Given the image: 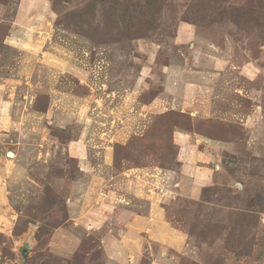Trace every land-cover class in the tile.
<instances>
[{
	"label": "rangeland",
	"instance_id": "1",
	"mask_svg": "<svg viewBox=\"0 0 264 264\" xmlns=\"http://www.w3.org/2000/svg\"><path fill=\"white\" fill-rule=\"evenodd\" d=\"M117 2L0 0V264H264V0Z\"/></svg>",
	"mask_w": 264,
	"mask_h": 264
},
{
	"label": "crops",
	"instance_id": "2",
	"mask_svg": "<svg viewBox=\"0 0 264 264\" xmlns=\"http://www.w3.org/2000/svg\"><path fill=\"white\" fill-rule=\"evenodd\" d=\"M1 171L2 170H0V173H1L0 174V180L3 179L1 175L4 174V172L2 173ZM203 173H204V171H203ZM2 196H3V189L0 186V197H2ZM160 213H162V210L160 211ZM157 221L160 223H158V228L155 229V230H157L155 233H158V234L160 233V239L159 238H153V240H156L157 242H159V244H161L164 249L169 248L173 251L177 250V245L182 244L181 240H184L182 234H180L177 230L173 229L171 227V225L169 223H167L166 221H162L161 218H159ZM141 222L143 224V228L140 225L138 226V228H136L135 227L136 225L134 224V222L128 223L125 226V230H126L125 236H123V238L120 242L121 243L123 242L127 249H128V245H130L128 243V240H129L128 236L135 238V236H139V234L142 232V229H143V232L145 234L148 231V234H149L148 238L151 239L152 237H155L154 235L151 234L154 232L152 229V224L147 225L145 223V221H141ZM0 230H2V229H0ZM175 233H179L180 237L176 236ZM162 236L164 237V240H162ZM178 237H179V239H178ZM144 240H142V241L140 239H139V241L136 240V241H134L135 244H132L131 246L136 247L138 249L142 244L149 242V241H146V239H144ZM132 251H134V250H132Z\"/></svg>",
	"mask_w": 264,
	"mask_h": 264
},
{
	"label": "trees",
	"instance_id": "3",
	"mask_svg": "<svg viewBox=\"0 0 264 264\" xmlns=\"http://www.w3.org/2000/svg\"><path fill=\"white\" fill-rule=\"evenodd\" d=\"M111 1H114V2L118 3L117 0H104V3H111Z\"/></svg>",
	"mask_w": 264,
	"mask_h": 264
},
{
	"label": "bare ground",
	"instance_id": "4",
	"mask_svg": "<svg viewBox=\"0 0 264 264\" xmlns=\"http://www.w3.org/2000/svg\"><path fill=\"white\" fill-rule=\"evenodd\" d=\"M11 156V157H10ZM10 156H8L9 158H13L14 157V155L12 154V153H10Z\"/></svg>",
	"mask_w": 264,
	"mask_h": 264
},
{
	"label": "water",
	"instance_id": "5",
	"mask_svg": "<svg viewBox=\"0 0 264 264\" xmlns=\"http://www.w3.org/2000/svg\"><path fill=\"white\" fill-rule=\"evenodd\" d=\"M7 156H10V153H7ZM11 157V156H10Z\"/></svg>",
	"mask_w": 264,
	"mask_h": 264
}]
</instances>
